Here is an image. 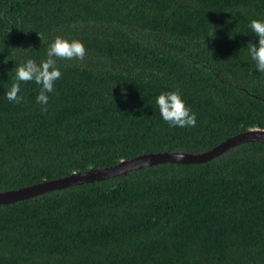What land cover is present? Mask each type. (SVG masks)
Returning <instances> with one entry per match:
<instances>
[{
  "label": "trees",
  "instance_id": "trees-1",
  "mask_svg": "<svg viewBox=\"0 0 264 264\" xmlns=\"http://www.w3.org/2000/svg\"><path fill=\"white\" fill-rule=\"evenodd\" d=\"M252 19L264 0H0V191L264 129ZM57 35L84 61L57 60L46 112L35 81L9 102L13 70ZM175 90L195 127L160 116ZM0 264H264V143L0 205Z\"/></svg>",
  "mask_w": 264,
  "mask_h": 264
},
{
  "label": "clouds",
  "instance_id": "clouds-1",
  "mask_svg": "<svg viewBox=\"0 0 264 264\" xmlns=\"http://www.w3.org/2000/svg\"><path fill=\"white\" fill-rule=\"evenodd\" d=\"M251 31L259 38L258 44L249 42L247 45L248 54L256 63V68L260 73H264V20L252 19L249 25ZM41 40L42 36L39 34ZM87 49L84 43L78 39L69 40L57 35L48 46L47 58L37 64L33 59H27L19 63L13 70L15 72V82L7 88L5 96L9 102L20 104L24 97L21 91V82L35 81L41 85L36 102L45 107L42 111H47L49 102L48 93L55 91V82L62 77L57 60H77L84 61ZM159 108L160 116L170 127H195L197 124L196 114L186 105L179 90L161 92L155 100ZM178 159H183V153L177 154Z\"/></svg>",
  "mask_w": 264,
  "mask_h": 264
},
{
  "label": "water",
  "instance_id": "water-1",
  "mask_svg": "<svg viewBox=\"0 0 264 264\" xmlns=\"http://www.w3.org/2000/svg\"><path fill=\"white\" fill-rule=\"evenodd\" d=\"M246 142L264 143V129L251 128L240 132L228 137L211 149L203 152L160 151L143 153L128 159H122L110 166L89 168L83 171L72 172L63 177L44 180L20 187L18 189L0 191V205L23 201L49 191L64 189L69 186L101 181L117 175L127 174L143 167H151L163 163H204L220 156L230 148ZM178 153H183V159L177 158Z\"/></svg>",
  "mask_w": 264,
  "mask_h": 264
}]
</instances>
